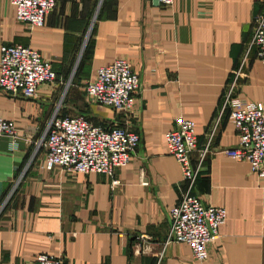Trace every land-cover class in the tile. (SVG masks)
<instances>
[{
  "label": "crops",
  "instance_id": "crops-1",
  "mask_svg": "<svg viewBox=\"0 0 264 264\" xmlns=\"http://www.w3.org/2000/svg\"><path fill=\"white\" fill-rule=\"evenodd\" d=\"M54 1L43 28L32 29L0 0V47L37 51L57 76L31 99L0 91V118L15 124L17 136L0 139V264H30L42 253L62 255L64 264H264V178L221 153L237 145L224 107L230 88L231 98L264 105L263 69L250 48L264 0H175L169 8L153 0ZM116 59L139 78L134 107L91 111L138 134L131 161L113 179L46 171L37 145L60 83L86 69L84 91ZM179 118L196 126L193 164L204 151L190 194L226 211L204 262L187 245L166 242L168 212L185 190L165 142Z\"/></svg>",
  "mask_w": 264,
  "mask_h": 264
},
{
  "label": "built area",
  "instance_id": "built-area-1",
  "mask_svg": "<svg viewBox=\"0 0 264 264\" xmlns=\"http://www.w3.org/2000/svg\"><path fill=\"white\" fill-rule=\"evenodd\" d=\"M8 2L15 7L17 21L32 29L43 28L46 16L55 5L54 0ZM157 2L169 8L175 0ZM250 48L255 49L264 74V10L253 19ZM55 82L57 76L50 63L42 60L37 51L19 45L0 47V91L3 93L31 99L40 86ZM139 87V78L129 63L116 59L95 71L94 77L85 84L84 92L86 99L98 106L129 113L134 107ZM231 92L232 87L225 97L224 107L229 108L237 145L221 153L227 158L247 163L253 174L264 178V105L231 98ZM58 109L48 120L37 145L44 150L43 168L46 171L58 168L68 175L99 174L113 179L116 170L129 164L140 142L137 133L114 125H96L82 116L63 117ZM195 127L192 120L179 118L174 128L165 135L167 153L175 160L185 183L179 202L168 212L169 234L166 242L187 245L194 259L204 262L209 256V246L218 239V230L226 222V211L205 205L197 196L190 194L204 156L203 151L193 164V154L197 150ZM2 137L15 141L16 126L12 121L0 118V139ZM117 184L118 181H112V185ZM30 264H64V258L59 254L42 253Z\"/></svg>",
  "mask_w": 264,
  "mask_h": 264
},
{
  "label": "rangeland",
  "instance_id": "rangeland-1",
  "mask_svg": "<svg viewBox=\"0 0 264 264\" xmlns=\"http://www.w3.org/2000/svg\"><path fill=\"white\" fill-rule=\"evenodd\" d=\"M88 73V70L84 69L81 71H76L72 73V76L70 79L67 80L65 84L60 83V86H62L64 89L62 91L60 101L58 103L57 108L59 106V114L61 116H64L63 114L67 115H77L82 116L91 123L94 124H103V121L99 120V116L91 111L92 107H96L97 109H102L103 107L98 106L91 101L87 100L85 97V92L83 91V83H80L82 81H86V75ZM67 99H71L69 103H71V106L67 107L68 109H64L63 105L66 103ZM98 116V117H97ZM107 126V125H105Z\"/></svg>",
  "mask_w": 264,
  "mask_h": 264
},
{
  "label": "water",
  "instance_id": "water-1",
  "mask_svg": "<svg viewBox=\"0 0 264 264\" xmlns=\"http://www.w3.org/2000/svg\"><path fill=\"white\" fill-rule=\"evenodd\" d=\"M153 3H154L155 5H158L157 0H153Z\"/></svg>",
  "mask_w": 264,
  "mask_h": 264
},
{
  "label": "trees",
  "instance_id": "trees-1",
  "mask_svg": "<svg viewBox=\"0 0 264 264\" xmlns=\"http://www.w3.org/2000/svg\"><path fill=\"white\" fill-rule=\"evenodd\" d=\"M102 126H105V125H102Z\"/></svg>",
  "mask_w": 264,
  "mask_h": 264
}]
</instances>
